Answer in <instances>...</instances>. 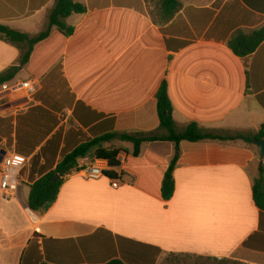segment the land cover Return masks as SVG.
<instances>
[{"label":"crops","instance_id":"obj_1","mask_svg":"<svg viewBox=\"0 0 264 264\" xmlns=\"http://www.w3.org/2000/svg\"><path fill=\"white\" fill-rule=\"evenodd\" d=\"M87 12L53 28L11 82L0 86V165L15 160L16 190L0 189V264H106L126 257L155 264L192 256L264 264V212L253 200L264 158L251 142H145L139 157L122 134L160 126L164 81L179 130L196 123L216 133H256L264 124V42L247 59L228 48L239 29L264 25V0L182 3L159 23L147 0H74ZM55 0H0V23L35 36ZM20 50L0 40V74ZM122 148L118 188L107 177L72 172L46 212L28 207L31 186L65 155L102 136ZM92 158L93 157H89ZM174 163L173 197L160 198ZM110 167L108 166L109 170ZM119 239H122V250ZM148 249V250H147ZM131 264V263H130Z\"/></svg>","mask_w":264,"mask_h":264},{"label":"trees","instance_id":"obj_2","mask_svg":"<svg viewBox=\"0 0 264 264\" xmlns=\"http://www.w3.org/2000/svg\"><path fill=\"white\" fill-rule=\"evenodd\" d=\"M181 0H160L159 23H169L181 8ZM87 12L84 5L74 0H55L53 8L50 10L47 24L43 31L35 36L21 33L0 23V40H3L20 50L19 64L8 68L0 74V86L13 81L18 73L30 61L34 47L47 39L51 35L53 28L67 35L73 33V28L68 26L66 21L73 15H82ZM264 42V25L256 29H239L235 31L228 41V48L235 56L247 59ZM157 110L160 120L159 128L154 132H137L122 134V141L131 142L134 145L133 157H139L141 145L145 142H172L180 144L182 141L199 142L206 139L235 141L243 138L246 142L251 140H264V124L256 133H212L198 127L196 123H191L184 130H179L173 118L174 108L169 97L168 85L164 81L157 94ZM116 134H110L96 138L77 147L73 152L64 156L55 171L43 176L35 181L31 186L28 198V207L34 212H46L56 202L59 192L65 183L66 177L70 175L78 166V162L86 157L102 159L108 162L110 169L105 172V177L118 179L119 174L115 169L121 166L119 155L122 148L106 147L116 139ZM174 163L164 174L160 198L164 201L170 200L175 191L173 178ZM59 176V179L56 177ZM253 200L258 209L264 212V164H261L259 176L253 184ZM119 239L120 248L122 243ZM148 250V249H147ZM152 259L151 264H155L157 255H147ZM132 264L128 259H114L106 264Z\"/></svg>","mask_w":264,"mask_h":264},{"label":"built area","instance_id":"obj_3","mask_svg":"<svg viewBox=\"0 0 264 264\" xmlns=\"http://www.w3.org/2000/svg\"><path fill=\"white\" fill-rule=\"evenodd\" d=\"M3 91H18L21 89L27 90L30 94L36 91L35 84L22 82H8L1 86ZM120 163L123 159L119 158ZM108 162L97 158H83L78 162L77 168L74 172L81 173L86 178L100 179L105 176L108 169ZM15 160L11 157L5 158L0 165V189L10 196L17 188V182L14 181ZM120 181L118 179L112 180V186L118 188Z\"/></svg>","mask_w":264,"mask_h":264},{"label":"rangeland","instance_id":"obj_4","mask_svg":"<svg viewBox=\"0 0 264 264\" xmlns=\"http://www.w3.org/2000/svg\"><path fill=\"white\" fill-rule=\"evenodd\" d=\"M152 8L151 14L157 20H159V5L160 0H147ZM205 0H181V3L187 2H202ZM164 264H239L231 261H214L211 259H204L192 256L172 255L167 258Z\"/></svg>","mask_w":264,"mask_h":264},{"label":"water","instance_id":"obj_5","mask_svg":"<svg viewBox=\"0 0 264 264\" xmlns=\"http://www.w3.org/2000/svg\"><path fill=\"white\" fill-rule=\"evenodd\" d=\"M251 143L255 145L259 151L260 157L264 158V140H251ZM60 177L57 176L56 179H59Z\"/></svg>","mask_w":264,"mask_h":264}]
</instances>
